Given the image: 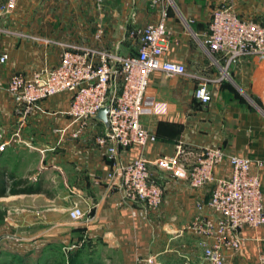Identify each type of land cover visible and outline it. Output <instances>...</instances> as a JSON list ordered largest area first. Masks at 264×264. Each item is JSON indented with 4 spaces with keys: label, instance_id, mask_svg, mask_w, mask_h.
<instances>
[{
    "label": "crops",
    "instance_id": "0c3cea01",
    "mask_svg": "<svg viewBox=\"0 0 264 264\" xmlns=\"http://www.w3.org/2000/svg\"><path fill=\"white\" fill-rule=\"evenodd\" d=\"M174 2L167 58L184 63L188 74H151L148 94L156 105L141 121L157 140L144 153L150 160L174 155L183 143L191 163L203 148L220 146L251 158L264 185V55L231 65L221 54L210 55L205 42L221 1ZM213 2L217 5L211 10ZM234 6L240 16L255 19L236 0ZM158 17L151 0H20L12 13L0 12V32L5 23L12 30L0 33V48L10 54L9 62L0 65V83L5 86L17 71L57 66L69 46L131 55L139 46L137 30ZM201 81L212 96L206 103L195 97ZM71 98L70 92L57 94L25 113L5 89L0 94V174L29 177L42 187L38 193L0 198L13 202L4 219L13 234L0 239V259L15 264H184L189 258L191 264H209L200 239L179 232L192 221L196 204L210 198L212 187L193 188L151 166L153 178L164 187L158 210L146 211L119 191L110 192L111 161L94 135V129L102 132L106 126L96 119L79 138L71 137L75 125L65 134L58 131L71 122ZM139 151L122 150L120 159L128 162ZM217 173L229 174L230 166H218ZM76 203L85 212L77 221L69 214ZM245 234L250 239L243 254L228 256L226 264H257L261 245L255 237L264 236V228Z\"/></svg>",
    "mask_w": 264,
    "mask_h": 264
},
{
    "label": "built area",
    "instance_id": "2783aa9c",
    "mask_svg": "<svg viewBox=\"0 0 264 264\" xmlns=\"http://www.w3.org/2000/svg\"><path fill=\"white\" fill-rule=\"evenodd\" d=\"M20 0H1L0 12L12 13ZM172 0H151L158 7L159 17L137 30V51L128 56L91 47H67L57 66H44L30 73L14 72L7 84L0 83L18 109L28 113L39 102L64 92L72 94L67 110L71 122L58 131L65 134L71 125V137L79 138L96 120L100 108L109 107L110 127L97 134V146L107 153L110 171L109 191H119L124 200L141 205L146 211L158 210L164 199V187L153 178L151 166L170 171L176 178L189 182L196 189L211 186L207 201L196 204L192 221L180 235L190 233L200 239L203 258L209 264H226L228 256L243 254L249 237L248 229L264 228V185L254 168V161L244 155L229 154L220 146L203 148L191 163L190 150L183 143L174 155L150 160L144 151L157 136L141 121L156 105L148 94L150 76L161 71L167 77L187 75L184 63L170 60L169 28ZM46 42H48L46 40ZM210 55L221 54L227 64L237 63L249 55H264V24L238 14L234 0H223L215 8L206 40ZM10 54L0 48V65ZM195 97L206 103L212 99L207 82H200ZM25 117V115H24ZM138 147L139 153L128 162L120 159L122 150ZM4 145L0 147L3 150ZM230 166V173L220 175L217 167ZM259 166L263 165L258 161ZM72 220L85 217L79 204L69 212ZM261 245L257 264H264V236L255 237ZM184 264H191L187 258Z\"/></svg>",
    "mask_w": 264,
    "mask_h": 264
},
{
    "label": "trees",
    "instance_id": "16d2710c",
    "mask_svg": "<svg viewBox=\"0 0 264 264\" xmlns=\"http://www.w3.org/2000/svg\"><path fill=\"white\" fill-rule=\"evenodd\" d=\"M41 190V185L33 182L29 177H17L12 173L6 174V172L0 174V198L21 193H38ZM6 216L7 210L0 207V221H3ZM0 264H15V261L14 259H0Z\"/></svg>",
    "mask_w": 264,
    "mask_h": 264
},
{
    "label": "rangeland",
    "instance_id": "374dc122",
    "mask_svg": "<svg viewBox=\"0 0 264 264\" xmlns=\"http://www.w3.org/2000/svg\"><path fill=\"white\" fill-rule=\"evenodd\" d=\"M223 1V0H220ZM172 2V6L171 7H175V2L174 0L171 1ZM236 2H238V4H240L241 6H243L245 9H248L250 11V15L252 17H254L257 21L264 23V0H236ZM215 5H217V3L213 2L211 4V10H213L215 8ZM191 23H189L190 25ZM3 28V30L0 32H6L8 30H10V28L6 25V23L1 26ZM189 28H191V26H189ZM12 31V30H10ZM17 33H20L21 35L23 34L21 29L18 28L16 29ZM1 35V34H0ZM27 37L31 36V35H25ZM34 37H38L37 35ZM36 40H38V38H36ZM33 41V40H32ZM36 42V41H34ZM38 53V52H37ZM40 67H36V68H32V70L38 69ZM17 72H23V71H17ZM95 133V137L97 136L98 133H100L99 130L94 129ZM12 201H5V199H0V206L2 208H6L8 205H12ZM8 208H6L7 210ZM11 234H13V230L11 228H8V224L6 222V220L0 221V239L2 237H8L11 236ZM64 264H70V262H68L67 260L64 262Z\"/></svg>",
    "mask_w": 264,
    "mask_h": 264
},
{
    "label": "water",
    "instance_id": "95a60500",
    "mask_svg": "<svg viewBox=\"0 0 264 264\" xmlns=\"http://www.w3.org/2000/svg\"><path fill=\"white\" fill-rule=\"evenodd\" d=\"M108 113H109V107L103 106L102 108H100L98 114L95 116V118L98 121L102 122L106 126V128L110 127Z\"/></svg>",
    "mask_w": 264,
    "mask_h": 264
}]
</instances>
